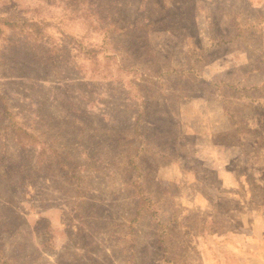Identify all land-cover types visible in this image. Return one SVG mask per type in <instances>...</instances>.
<instances>
[{"label":"rangeland","instance_id":"374dc122","mask_svg":"<svg viewBox=\"0 0 264 264\" xmlns=\"http://www.w3.org/2000/svg\"><path fill=\"white\" fill-rule=\"evenodd\" d=\"M1 19L41 26L0 24V96L66 172L0 109V264H264V0H0Z\"/></svg>","mask_w":264,"mask_h":264},{"label":"trees","instance_id":"16d2710c","mask_svg":"<svg viewBox=\"0 0 264 264\" xmlns=\"http://www.w3.org/2000/svg\"><path fill=\"white\" fill-rule=\"evenodd\" d=\"M0 24L4 25L8 29L16 30L18 27L26 26L33 31L35 36H39L42 33L41 26L35 22H27L23 24H18L16 22L8 21L5 19L0 20ZM2 30L0 28V37L2 35ZM0 109L4 119L7 121V129L9 130L10 134L12 135L14 142L20 147L21 150L27 151L29 146H37L39 148V163L49 156L52 159V162L55 164L56 169L59 173L64 174L66 172L64 168V161H63V154H61L56 148L52 147L51 145L44 146L42 140L34 135L33 133L29 132L27 129L20 126L13 117L12 112L9 110L4 98L0 96ZM142 204H137V212L136 215L141 212ZM43 230L48 229V225L41 226ZM3 263V262H2ZM3 264H6L5 262Z\"/></svg>","mask_w":264,"mask_h":264}]
</instances>
